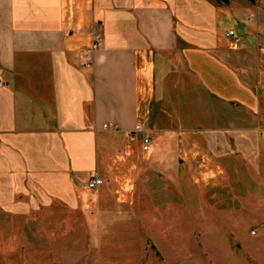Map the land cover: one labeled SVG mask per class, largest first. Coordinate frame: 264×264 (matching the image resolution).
I'll use <instances>...</instances> for the list:
<instances>
[{
    "label": "crops",
    "instance_id": "0c3cea01",
    "mask_svg": "<svg viewBox=\"0 0 264 264\" xmlns=\"http://www.w3.org/2000/svg\"><path fill=\"white\" fill-rule=\"evenodd\" d=\"M0 83V216L96 209L134 180L176 186L182 155L205 142L220 156L216 141L264 108V0H0Z\"/></svg>",
    "mask_w": 264,
    "mask_h": 264
},
{
    "label": "rangeland",
    "instance_id": "374dc122",
    "mask_svg": "<svg viewBox=\"0 0 264 264\" xmlns=\"http://www.w3.org/2000/svg\"><path fill=\"white\" fill-rule=\"evenodd\" d=\"M241 118L240 139L216 141L220 156L203 155L205 142L181 156L176 186L134 180L96 209L0 216V264H264V108Z\"/></svg>",
    "mask_w": 264,
    "mask_h": 264
},
{
    "label": "built area",
    "instance_id": "2783aa9c",
    "mask_svg": "<svg viewBox=\"0 0 264 264\" xmlns=\"http://www.w3.org/2000/svg\"><path fill=\"white\" fill-rule=\"evenodd\" d=\"M90 37H91V43H92V46H96V47H101L102 44H103V39H102V35L101 33L99 32H95V33H91L90 34ZM225 37L234 45V46H237L241 43V38L240 36L234 31V30H228L226 33H225ZM92 50V49H91ZM90 50V51H91ZM90 51H88L87 53H83L79 56V59H80V62L82 64V66H87L89 63H90ZM0 87H3V84L0 83ZM106 127V126H104ZM135 132L137 133H142V150L144 152H147L150 145H151V135L148 134V133H145L143 131V128H142V125L141 124H138L135 128ZM102 180L99 179V178H92L91 180H89L87 182V188L90 190V191H94L96 190L99 186L102 185Z\"/></svg>",
    "mask_w": 264,
    "mask_h": 264
}]
</instances>
